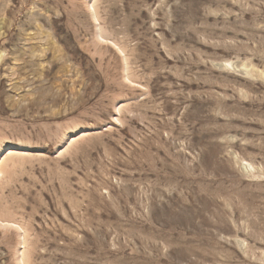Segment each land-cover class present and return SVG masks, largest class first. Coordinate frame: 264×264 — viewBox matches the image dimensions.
Listing matches in <instances>:
<instances>
[{"label":"rangeland","instance_id":"374dc122","mask_svg":"<svg viewBox=\"0 0 264 264\" xmlns=\"http://www.w3.org/2000/svg\"><path fill=\"white\" fill-rule=\"evenodd\" d=\"M0 264H264V0H0Z\"/></svg>","mask_w":264,"mask_h":264},{"label":"bare ground","instance_id":"6f19581e","mask_svg":"<svg viewBox=\"0 0 264 264\" xmlns=\"http://www.w3.org/2000/svg\"><path fill=\"white\" fill-rule=\"evenodd\" d=\"M12 154H13V153H12ZM12 154H11V155H12ZM9 156H10V155H9Z\"/></svg>","mask_w":264,"mask_h":264}]
</instances>
